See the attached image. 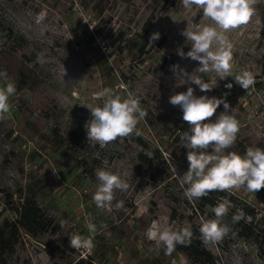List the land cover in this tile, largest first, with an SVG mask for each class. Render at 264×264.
<instances>
[{
    "label": "rangeland",
    "instance_id": "obj_1",
    "mask_svg": "<svg viewBox=\"0 0 264 264\" xmlns=\"http://www.w3.org/2000/svg\"><path fill=\"white\" fill-rule=\"evenodd\" d=\"M255 7L244 35L228 34L234 45L233 75L218 80L207 93L192 87L197 96L228 93L240 125L237 138L264 148V0ZM206 23L211 22L185 10L180 0H0V59L10 49L15 66L26 76L19 84L18 75H9L0 61V86L9 81L16 86L9 99L11 113L0 120V222L17 217L20 195L30 187L49 226L36 238L22 232L6 264H74L79 258H91L92 264H186L183 255H166L163 247L149 241L146 231L153 221L176 225L173 210L182 215L196 210L177 177L188 170L187 151L180 143L167 152L164 147L183 121L182 110L172 106L169 97L188 87L175 86L170 66L179 64L188 72L198 67V62L177 54L178 48L186 53L191 47L181 33L187 25ZM157 31L160 38L150 43ZM241 71L254 80L247 90L234 81ZM213 77L210 73L204 79ZM227 83L233 87L227 89ZM104 88L122 97L135 94L147 116L137 124L139 136L118 138L100 148L89 142L85 124L91 119L87 107L102 104L98 93ZM221 111L223 105L216 114ZM73 128L82 132L81 143L72 155L61 156L51 143L52 131L65 135ZM154 147L162 157L153 165L142 162L138 156L152 158ZM98 167L119 173L130 184L127 192L115 194L113 205L124 202L120 210L99 209L93 202ZM212 197L213 204L205 208L208 216L214 218L212 206L227 202L231 218L239 211L264 233V194L241 189ZM250 210L252 215H246ZM86 217L97 232L85 258L69 247L68 237L74 232L91 235ZM228 218L223 223L232 228ZM206 247L217 258L215 264H264V250L251 240L232 244L224 238Z\"/></svg>",
    "mask_w": 264,
    "mask_h": 264
},
{
    "label": "clouds",
    "instance_id": "obj_2",
    "mask_svg": "<svg viewBox=\"0 0 264 264\" xmlns=\"http://www.w3.org/2000/svg\"><path fill=\"white\" fill-rule=\"evenodd\" d=\"M258 0H180L185 10L193 14H201L208 24H192L182 31L186 41L190 42V50L186 53L183 48L177 49L181 58H189L198 62V67L188 72L179 64L170 66L176 81L175 86L188 85L186 91L172 94L169 103L179 106L182 119L188 125V131L180 134L181 146L187 149L186 159L188 170L178 176L184 196L191 202L206 197L212 191L241 190L257 193L264 188V148L258 146L247 147L241 155L236 151H226L233 148L240 129L234 108L231 107L225 93L222 97L195 95V85L203 93L217 87L218 80H226L233 75V42L229 33L236 32L243 36L247 26L256 15ZM86 22V21H84ZM259 22V21H258ZM87 23V22H86ZM160 33L153 32L150 43L158 40ZM214 74L208 81L207 74ZM6 78V74H3ZM234 81L241 88L247 90L253 83L251 73L241 71L235 75ZM227 89L232 83L225 84ZM16 93L14 82H7L0 86V120L11 113L9 99ZM102 104L87 107L91 119L85 124L90 143L99 144L100 148L115 142L118 138H127L133 134L139 136L137 124L144 120L147 112L142 107L138 96L129 92L122 97L110 88H104L98 93ZM223 105V111L218 115L217 109ZM213 117H215L213 119ZM97 186L92 195L96 207L112 211L113 207L120 210L123 201H117L116 192H127L130 184L119 173L98 167L94 170ZM214 218L200 217L199 232L205 244L219 243L230 232L223 219L229 213V204L220 202L210 208ZM243 215L233 214V223L239 222ZM86 228L89 236L72 233L68 237L69 247L81 251L86 258L93 248V236L97 226L90 217H86ZM62 226V225H61ZM149 241L155 242L157 247H163L166 255H171L177 245L188 246L193 236L191 225L176 226L165 221L161 224L153 221L146 231ZM59 237V233L54 239Z\"/></svg>",
    "mask_w": 264,
    "mask_h": 264
},
{
    "label": "trees",
    "instance_id": "obj_3",
    "mask_svg": "<svg viewBox=\"0 0 264 264\" xmlns=\"http://www.w3.org/2000/svg\"><path fill=\"white\" fill-rule=\"evenodd\" d=\"M139 49L142 51L143 48L140 47ZM3 54L5 58L0 59L2 67L15 79L17 78V74L19 77V84L25 83L26 76L24 71L22 68L15 66L10 49H5ZM188 130V125L185 121L177 124L172 133L169 134L172 142H167V145L164 147V152L169 151L176 143H180V147L186 152L187 149L181 146L179 136L182 132ZM156 134L158 136L164 135L162 133ZM81 139L82 132L79 128H73L65 135L53 130L51 143L53 144L54 151H59L61 156H68L72 155L71 151L76 148V145H80ZM139 143L145 147V143L141 140H139ZM247 147L250 146H248L244 140L237 138L234 147L226 151H236L242 155ZM138 157L142 162L153 165L155 160L162 157V152L158 147H154L152 151V158L147 159L144 154H140ZM219 193L220 191H212L206 197L195 200L196 210L191 211V213L186 215L177 214L175 210L171 212V218L173 220L178 218L176 226L182 227L190 224L192 228L193 236L191 243L188 246L177 245L174 251L175 253H179L184 256L186 264H215L217 261L215 255L207 249L206 244L202 241L201 234L199 232V218L200 216L212 218L205 213V208L208 206L210 207L213 204L212 195H218ZM257 194L262 196V194H264V188L259 190ZM20 199H22V202L19 207L15 208L17 217L14 220L4 218L0 222V264H6V259L13 253L22 232L30 237L36 238L39 235L46 233L49 228L48 224L45 222L43 208L38 203L37 193L35 190L30 187L27 188L25 193L20 195ZM252 211L253 210H250V212L246 213V215H252ZM258 211H260V209H258ZM227 217H229L228 220L230 222L232 218L230 215H227L226 218ZM225 239H228L232 244L238 239L251 240L257 243L260 249L264 250V233L256 228L253 220L247 221L245 217H243L239 222L233 223V226L230 228V232ZM74 264H92V259L79 258Z\"/></svg>",
    "mask_w": 264,
    "mask_h": 264
}]
</instances>
